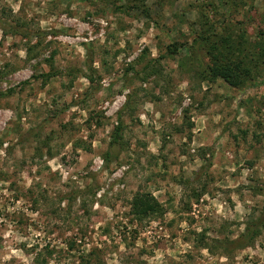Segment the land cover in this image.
I'll list each match as a JSON object with an SVG mask.
<instances>
[{"label": "rangeland", "instance_id": "obj_1", "mask_svg": "<svg viewBox=\"0 0 264 264\" xmlns=\"http://www.w3.org/2000/svg\"><path fill=\"white\" fill-rule=\"evenodd\" d=\"M263 207L264 0H0V264H264Z\"/></svg>", "mask_w": 264, "mask_h": 264}, {"label": "trees", "instance_id": "obj_2", "mask_svg": "<svg viewBox=\"0 0 264 264\" xmlns=\"http://www.w3.org/2000/svg\"><path fill=\"white\" fill-rule=\"evenodd\" d=\"M210 36L201 35V44L206 47V54L209 57L208 64L206 66V78L211 80L217 77L222 78L228 84L233 87H241L245 85L247 78L250 77V71L243 64L242 59L234 60L233 55L235 52H230V44L228 42L229 36L226 35L222 38H215L216 34L211 33ZM215 39V40H212ZM222 46V48L220 47ZM177 50L176 44L168 47L169 53H174ZM89 67V66H88ZM90 79L91 77L88 76ZM120 133L118 130L113 132L110 140V144L118 142ZM201 193L196 194L199 197ZM130 214L135 219H144L151 215L161 214V203L149 192H136L130 200ZM264 221V207L262 209V215L259 217V221L252 223V227H247L240 235V240H252L258 234V227ZM262 225V224H261ZM257 227V228H256Z\"/></svg>", "mask_w": 264, "mask_h": 264}]
</instances>
